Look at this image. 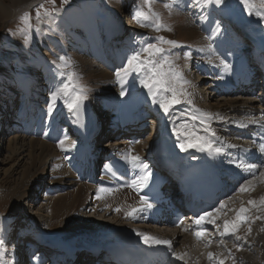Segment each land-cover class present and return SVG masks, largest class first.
<instances>
[{
  "label": "rangeland",
  "instance_id": "rangeland-1",
  "mask_svg": "<svg viewBox=\"0 0 264 264\" xmlns=\"http://www.w3.org/2000/svg\"><path fill=\"white\" fill-rule=\"evenodd\" d=\"M0 1L6 6L12 7L27 0ZM129 3H132L130 5L132 11L137 9L148 14L149 23H154L158 18L160 30L157 31L154 27H141L134 18V25L138 29H128L125 24L128 22ZM254 4L252 15L248 14L241 0H223L219 6L215 3H208L207 0H200V3H197V0H176L175 4L173 0H151V9L145 0H68L67 3H64V0H46L30 11L15 14L9 20L0 12V132L9 131L8 126L13 122L16 126L19 125L20 129L26 130V133L25 130L16 132L17 136L25 137L26 135L31 139L42 141L47 131L55 133L71 129L68 122L73 120H69L67 107V101L70 99L68 96L60 95L53 102L51 96L64 83H69L68 73H75L76 77L77 62L81 64V71H83L81 72L82 80L78 84L84 89V94L87 96L86 104L94 105L96 111L99 112L102 106L111 100V92L118 90L121 92V88H123L125 94L123 95L122 112L126 114V109L128 110L136 103L140 90L145 89L141 86L144 72L141 71L137 74L130 71V74L126 76L122 69L127 67V58L135 51L143 47L146 42L158 43L160 37H163L164 40L175 41V43L178 40L181 43L176 46L169 44L159 46L164 48L165 53L172 61V69L182 73L183 78L189 82L185 86L187 88V90L185 89L187 95L183 102L185 103L191 96L192 89H197L192 86V81L201 79L200 74L202 73L197 67L198 57L192 51V47L194 49L199 45V36H217L221 31L231 30L230 27L224 28V21H222V18H225L224 7L226 6L231 9L233 18L237 19V22L247 23L251 27L263 31L264 18H261L257 13L264 12V7L260 5L259 0H254ZM37 12L40 14L39 18H37ZM25 15L29 18L27 24L22 20ZM223 28L224 30H222ZM226 37L231 40L232 36H229L228 31ZM186 54L188 58H185ZM6 56L14 57V62L19 65L18 71L13 67L14 62L7 63ZM61 56L68 58L71 62L70 67L63 69L64 75L60 74L61 69L57 67L61 63L59 60ZM89 59L90 61H87ZM142 59L146 60L148 57L145 55ZM167 69L168 65H165V70L167 71ZM27 72L31 75L29 80L26 77ZM116 72L121 73V78L125 81L123 85L118 82ZM189 78L190 80H188ZM23 82L24 85L30 83L27 93H23ZM211 82L209 85L203 83L204 85L199 90L205 94L200 101H195L196 104L203 106L209 102L218 104L215 96H212L213 99L210 100V95L207 94H213L208 90ZM174 86L178 87L179 85L174 84ZM3 102L5 104L1 107ZM6 111L11 116L10 120L2 122L1 113ZM161 112L164 116L163 111ZM161 112L146 118V123L155 128L153 135L158 133ZM235 116L237 117V114ZM227 120L228 118L224 119L225 122ZM41 125L47 127L48 130L41 131ZM6 127L8 130L5 129ZM221 128L224 129L225 126ZM35 131L37 132L34 133ZM69 131L66 138L58 136L59 139L55 140L56 164L49 159L47 165H40V160L31 157L37 151L20 149L21 145H16L12 141L11 144L8 143L11 138L9 136L0 139V264H8L13 260L12 255L8 253L12 245L7 242L12 233L28 231L30 225L33 229L31 231L41 230L42 233L46 231L51 235H60L71 240L77 237L75 233L79 227L71 226V218L73 220L78 217L72 216L68 220L72 213L71 215L67 214L65 220L51 221V207L55 205H52L47 211L45 208H41L43 204L47 203L45 199L48 196L57 197V195L68 194L66 203L70 204L71 200H74L75 203V199L69 197L72 194L70 189L60 188L58 191L53 189V192L56 191V193L47 195L48 188L52 187L50 184L61 179L62 167H65L64 162L69 157L68 151L70 148L73 149L72 147L78 142L74 141V137ZM114 143L112 141L111 144H108L113 147ZM147 152L150 157L152 151ZM54 166L56 167L54 168ZM39 182H42V186L37 188L39 191L37 196H42V198L35 200L31 191ZM30 196L34 198H29ZM35 204H37L35 208L29 206ZM92 207L94 208V205ZM32 213H37L38 218L48 221L45 224L44 222L39 223ZM88 213L92 217L95 215L93 210ZM105 214V211H100L101 216ZM113 216L108 215L105 218L106 221L119 224L113 219ZM123 224L125 225V222ZM245 231L248 232V228H245ZM146 232L148 231L146 230ZM262 238L264 239V236ZM252 249H256V247ZM13 252L11 251L12 254ZM248 254L251 256L249 258L252 260L251 263H244L247 258L243 261L237 259V262H240L239 264H256V262L264 264L263 255H255L253 252Z\"/></svg>",
  "mask_w": 264,
  "mask_h": 264
},
{
  "label": "bare ground",
  "instance_id": "bare-ground-1",
  "mask_svg": "<svg viewBox=\"0 0 264 264\" xmlns=\"http://www.w3.org/2000/svg\"><path fill=\"white\" fill-rule=\"evenodd\" d=\"M44 1L46 0H27L18 5H13L12 7L6 6L4 3H2V1H0V12L6 17H8L9 20L12 19V17L15 14L22 13L23 11H30L31 9L36 8L37 5L43 3ZM231 14L232 12H229V10L226 11L227 16ZM130 15L131 17L129 18L125 26L128 29H138L136 28V25H134V19H133L134 17L132 11ZM230 24L229 25L226 24V26L232 28L237 25V22H233L232 19ZM242 27H244L245 29L244 30L245 35L248 36L247 37L248 40L246 41L251 42L253 38L264 41V29H262L263 31H260L254 28L253 26L252 27L249 26L248 24H242ZM226 36H227V31H221L217 36L216 35L215 36L209 35L208 37L206 36L204 37L202 35L199 36L200 37L199 45L196 48L194 47V49L192 47V51L198 57L199 62L197 64V67L199 72H206V74H202L201 79L199 81L197 82L192 81L193 84L192 86L197 89L196 90L192 89L191 91L192 94H190L191 96L187 98L185 103H183L181 107H179L180 105H178L177 108H174L175 110L173 109L168 116L165 115L163 116L161 112L162 110L159 109V105L153 104L148 94V90L140 95V99L136 103H134L132 107H130L128 110L126 109L125 111L126 114H123L122 112V108H123L122 103L124 97L123 95H121V92L119 90L111 92V96H110L111 100L105 103L103 106L104 112L108 111L110 113H105L103 114V116L100 113H97L96 115L91 114L90 107L95 110V106L93 105L90 106L86 104L85 100L82 101L81 108L78 113L75 111L70 112L71 113L70 118L76 119V122H74L73 126L71 127L73 128L72 131L73 136L75 137V140L78 142L75 146L72 147L73 149L70 148V151H68L69 157L68 159H66L67 161L64 162L63 159V162L65 163V167H62L61 179L56 181V183L52 182L50 184L52 185V187L48 188L47 195H49L50 193L53 194L56 193V191H58L60 188L70 189V191H72L71 192L72 194L69 197L75 199V203L74 200H71L70 204L66 203L68 194H64L62 196L57 195V197L48 196L45 199L47 203L43 204L41 208L42 209L45 208L47 211L50 209L52 205H55L51 207V212H50L52 214L51 221H55L57 219L65 220L66 215L67 214L71 215L72 213L73 214L69 216L68 220H70L72 216L78 217V219L75 218L73 220L71 218L72 221L71 226H75L76 228L79 227V229L75 233L77 237L73 238L72 240L66 238L64 239V241L68 242L71 248H74L75 250L76 249L80 250L82 248L84 250H87L92 248L93 243H95L94 240L101 238L108 240L120 239L121 237L126 235L125 231H127V235L129 237L135 236L138 240L141 241H144L143 240L144 235L153 237L158 240H164V238L172 240L173 236H175L176 234H181L179 229L173 230L172 234L166 233L165 235H162L159 232H154V230L148 231L150 233L143 231L144 229L154 228L149 225H144V226H140V225L130 226V224L128 225L126 222L129 220H131L132 222L139 221L141 223L143 222L147 223V222H151L152 219L150 215L144 210L143 205L139 202L138 198L136 196H133L131 190L132 186L128 185L126 187H120L116 183H112V181L109 178L99 173L98 167L101 163L104 165L103 167L106 166L108 167L109 164H112L114 161H116L119 167L123 169H129V171L133 175L132 185L136 187L141 184L142 182L141 178L146 174H149L150 169H155V170L158 169V162H157L158 159L156 157L154 158L155 155L154 153H156V150L158 148L163 147V145L167 146L169 149L176 148L179 151L182 159L186 158V156L195 157V152L193 151L191 145L187 146L186 151H182L180 148V143L187 142V136L181 135L178 138L174 132V129H177L180 125L186 124L190 130L194 129L197 131V134H201L202 128L199 121L190 119V117L194 113V110L197 109L199 110V112L195 113L196 115H199L200 112H202L208 114L211 117L210 128L215 132V134L216 133L218 134V132L222 134H224L225 132L227 133L225 137L228 139L225 140L226 141L225 144L222 147H220L219 149L220 151L224 150L227 151L228 153L238 155L239 158H242L243 156L244 160H249V161L252 160L254 162L256 161V159L258 158V153L256 151L255 154V152L251 149L253 148V144H254L253 142L255 143L258 142L257 139L255 140L254 136H251V139L254 140L252 141L246 136H244L245 138H242L240 136L241 134L243 135L245 133L248 135L251 132L250 130L251 128H253L255 124L254 122L255 116L264 113V104L261 100H256L250 97H244L238 94L234 95L230 93L229 88L226 87L228 82L225 79V77L227 75V71L229 68L228 65L231 64L235 69H239L242 66V62L244 59V57L240 55L242 53L240 47L243 45V43L238 42L237 44H234L232 39L231 40L230 38L227 39ZM176 45H180L178 40L176 42ZM185 56H187V54ZM6 61L8 64H10L14 62L15 59L14 57L6 56ZM87 61H90V59ZM77 63L78 65L76 67L75 83L77 85V90H79L80 84H78V82L82 80L83 75L81 72L83 71H81V64H79V62ZM225 65H227V68L225 67ZM13 67L15 70L17 71L19 70V65L17 62H14ZM26 75H27L26 76L27 79L29 80L31 75L29 74V72H27ZM188 80H190V78ZM204 81H210V82L214 81V83H212L208 87V90L212 89V91H215L216 93L214 94L207 93V94L210 95L209 96L210 100L213 99L212 96L213 97L215 96L217 98L218 104H214V103L211 104V102H209V104L203 106L195 103V101L196 102L200 101L205 94L203 91L199 90L201 86L204 85L203 84ZM189 87L191 88V85ZM185 89L187 90V88L184 86V90ZM74 95L75 92H71L68 98L71 100L74 97ZM220 98H228V99L220 100ZM189 100L191 101L190 104L187 102ZM4 104H5L4 102L1 103V107L4 106ZM144 104L147 105L148 108L142 110ZM226 111L228 112L226 113ZM160 112H161V118L159 121V127L157 133V135H159V138L156 137L157 135H153V130H155V128H152L149 131L148 129L136 131L134 136H132L127 140L123 139V141L115 142L116 144L113 147L112 145L105 143H103L102 145L101 143L99 144V142L96 143L94 141L96 138L92 139L88 137L89 136L88 134L93 127L97 128V133H100L101 131L102 133L104 132L105 126H103V122L101 121L103 117L104 118L107 117L105 118L107 119L106 125L109 126V128L106 131L107 133L104 134L101 133L102 135L100 134L99 138H104L108 141H112V139H114V136L120 134L119 130L122 129V127L126 125V123L131 118H135L140 115L142 117H147L149 115H157L160 114ZM7 113L5 115H7ZM236 114L237 117L235 116ZM241 114H243L244 116L241 119H239L241 117ZM226 118H228L227 122L224 121V119ZM160 125L162 127L161 129H160ZM222 126H225V128L222 129L221 128ZM256 127L259 128V130L257 131H261L264 133L263 120L262 122L260 120L259 125L254 126V128ZM40 128L41 131L48 130L47 127H43L42 125L40 126ZM24 130L20 129L19 125L16 126V124L12 122V125L10 124L9 126V131L0 132V139H2V137L9 136L11 138L10 140H8L9 141L8 143L12 141V143H15L16 145H21L20 149H24L26 151L27 150L37 151V153L32 154L31 157L33 159L40 160V165H47L49 159L54 161L55 162L54 164H56L55 161L56 151L54 152V148L56 144L55 140L58 138V136L65 137L66 136L65 132L59 131L55 133H50L47 131V133L45 132L44 134V139L42 141H38L31 139L26 135L25 137L17 136L18 134H16V132L18 131L24 132ZM143 131L145 132L147 131V132L144 133L143 134L144 136L142 137ZM241 131L243 133H241ZM36 132L37 131H35L34 133ZM75 135L76 136L79 135V136L76 137ZM227 145L229 146V148ZM237 148L240 151L239 153L235 151V149ZM242 148L244 149V151L242 150ZM108 150L110 151L107 152V154L106 153L104 154V152ZM149 150L152 151L151 153L152 158H150L147 154L148 153L147 151ZM65 153L67 154V152ZM243 154L250 155L248 156L250 158L244 157ZM101 157H104L102 161L100 160ZM131 157H139L141 163L134 166L133 163L130 162ZM56 166H60V165H56ZM56 166H54V168ZM241 173L242 175L245 174L244 171ZM242 175H240V178L242 177ZM42 182H39L36 185V187L31 191V195L35 197V200L42 198V196H37L39 195L37 193L39 192L37 191V188L42 186L41 185ZM134 182H139V183H134ZM53 189H55L56 191L53 192ZM102 189L104 191H101ZM95 194L96 196L93 197V195ZM33 196H30L29 198H32ZM98 196L100 197L99 199L97 198ZM92 200H94V202H91ZM249 200H254V199L249 198ZM92 205H94V208L92 207ZM29 206H33V208H35L37 204L29 205ZM118 208L120 209V211H116V209ZM133 208L143 209V211H138L137 214L136 213L134 214V217L129 216L128 213L132 211ZM246 208L249 209V212L247 213L248 217L249 218L251 217V222L253 223V225L254 224L255 225L253 227L244 226L242 228H239L238 230L237 234L242 237H245L244 240H240V242H244L242 243V245H245V248H248L247 250H245L246 251L245 254L237 251V248L235 247L227 246L226 243L220 244L219 242H217L208 251L209 253H213L218 258H219L218 256L219 253L217 251H219L222 247H224V252L227 253L226 254L227 257L230 256L229 253H235L237 258L233 260L231 258H227L228 259L227 262L226 259H224L226 264H239L240 262L238 263L237 259L243 261L245 258H247V260H245L244 263H249V262L251 263L252 260L249 259L251 258V256H249L248 254L251 252H253L255 255L261 254L264 257V239L262 238V236H264V231H262V229H264V219H257L258 216L264 217V210H259L258 213L254 215L248 206H246ZM90 210H93V212L95 213L94 217L88 215L89 214L88 212ZM100 211H105L106 214L104 216H101ZM32 214L35 216L38 215L37 213H32ZM108 215H114L113 219L119 222V224L116 225L115 222L110 223L108 220L106 221L105 218L108 217ZM36 219L39 220L38 221L39 223L44 222V224L45 222L48 221L46 219L41 220L37 216ZM123 222H125V225L123 224ZM136 228H140V229H136ZM245 228H248V232L245 231ZM249 228L251 229L250 232H249ZM138 233H140L141 235H138ZM38 235L40 236L41 239H44V236H49L57 240L58 238H61L60 235L57 236L51 235L46 231L43 233L39 232ZM18 236L20 238H23L25 236V233H19ZM181 236L185 237L186 241L188 242V245L189 243L193 242L192 241L193 237L192 238L188 237L186 236V234L184 236L183 235ZM214 238L221 240L219 234L215 235ZM16 239L17 236H13V239L10 241V243H14ZM89 242H93V243L90 244ZM179 243H180V239L177 238L176 244ZM36 244L39 245L42 243L39 242V244L38 243ZM183 244L186 245V242L184 241ZM252 246H255L256 249H250V247ZM240 249L241 248H239L238 250ZM40 253H42V247L40 248L38 247L37 251L33 255L34 257L33 259L35 262L34 264H39L41 258H43L42 257L43 254L41 257L37 255ZM208 254L199 257L197 256V254L190 252L188 257L189 260L194 259L196 264L198 260H200L199 264H206L210 261L208 258ZM162 257H164L165 260L162 262H156L155 264H167V259H166L167 255H164ZM188 257L186 256L185 259H187ZM18 258L20 259L19 263L21 264L22 258L21 257ZM154 258L158 259L159 255H155ZM81 262L77 261L76 264H80ZM51 264H55V263L53 262ZM213 264H217L216 259H213Z\"/></svg>",
  "mask_w": 264,
  "mask_h": 264
},
{
  "label": "snow or ice",
  "instance_id": "snow-or-ice-1",
  "mask_svg": "<svg viewBox=\"0 0 264 264\" xmlns=\"http://www.w3.org/2000/svg\"><path fill=\"white\" fill-rule=\"evenodd\" d=\"M67 2L68 0H64V3ZM173 2H175V0H173ZM207 2L215 3L217 6H219L223 2V0H207ZM259 2L260 5L264 7V0H259ZM145 3L148 4L149 9H151V0H145ZM197 3H200V0H197ZM241 3L244 5L248 14L252 15L253 9L255 7L254 0H241ZM257 14L261 18H264V12H258ZM152 15L154 16L155 14L153 13ZM39 16L40 14L39 12H37V18H39ZM133 17L137 20V23H139L141 27H154L157 31L160 30L158 18H156L154 23H149V15L137 9L133 10ZM28 19L29 18L27 17V15L22 18L23 22H25L26 24ZM28 27H30V25H28ZM161 44L176 46L175 41L164 40L163 37L159 38L158 43L146 42L143 47H141L138 51H135L133 55L127 58V67L123 68L122 71L126 76L130 74V71L136 72L137 74L143 71L144 78L141 79L142 87L148 90V94L152 98L153 104H158L159 109L162 110L163 113L167 116L171 113L174 106L180 105L184 102V97L187 95L186 91L184 90V86L188 85L189 82L183 78L182 73L174 71L172 69V61L169 59L168 54L165 53L164 48L159 46ZM145 55L148 57V59L146 60L142 59V57ZM185 58L188 57L186 56ZM59 60L61 63L57 67L61 69L60 74L64 75L63 69L70 67L71 62L68 60V58L63 56L59 57ZM165 65H168L167 71L165 70ZM225 67L227 68V65H225ZM115 75L118 79V82L123 85L125 81L121 78V73L116 72ZM74 77L75 73H68L67 79L69 83H64L62 87L53 92L51 100L55 102L60 95L67 97L71 94V92H75L74 97L70 101H67V107L70 112L75 111L78 113L81 108L82 101L86 100L87 96L84 94V89L82 87L77 90V85L74 81ZM174 84L179 85V89L178 87L174 86ZM124 94L125 93L122 88L121 95ZM187 102L189 104L191 103L190 100ZM196 112H199V110H194V113L190 117V119L199 121L202 128L201 134H197V131L194 129L190 130L186 124L180 125L177 129H174V132L178 138L181 135L187 136V142L180 143V148L182 151H186L188 145L197 147L198 150L203 151L206 147H210L211 140L215 136V132L210 128L211 117L208 114L202 112H200L199 115H196ZM61 144H63V141H61ZM259 150L264 153V144L259 146ZM130 162L133 163L134 166L141 163L139 157H131ZM238 167H242V165H238ZM254 167L255 165H247L248 169H252ZM149 176L150 173L141 178L143 184L147 183ZM239 190L240 192H247L250 189L248 185H242ZM101 191L104 190L102 189ZM97 198L99 199L100 197L98 196ZM141 203L145 206V208L152 207L151 203H149L148 200L144 197H141ZM248 203L258 209L264 208V198L259 201V204H257V201L255 200H250ZM225 207L226 205L224 203H220L219 207L216 208L214 212H205L203 215H200L196 219L195 223L197 225L207 223L215 226L217 232H219V235L221 237L220 244L225 243V237H235L237 241L244 240L245 237H242L237 233L242 223L250 222V218L246 215V213L249 212V209L241 207L236 213V216L233 220L224 221L223 231H220L219 226L216 225V219L218 218L217 214H219L221 209H224ZM116 211H120V209L118 208L116 209ZM138 211H143V209L133 208L132 211L128 213V215L134 217V214ZM257 219H264V217L258 216ZM250 231L251 229L249 228V232ZM262 231H264V229H262ZM138 235L141 234L138 233ZM205 235L206 233L203 231L195 232V236L198 240L203 238ZM143 240L145 243L154 242L156 244H169L168 241H161L147 235L143 236ZM209 243H211V241H209ZM229 255H231V253H229ZM176 258L183 260L184 255H177ZM208 258L210 261L216 259L217 264H225L224 259H219L213 253H209Z\"/></svg>",
  "mask_w": 264,
  "mask_h": 264
}]
</instances>
